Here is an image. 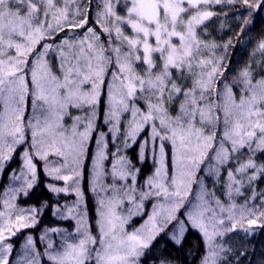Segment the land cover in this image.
Masks as SVG:
<instances>
[{"label": "snow or ice", "instance_id": "obj_1", "mask_svg": "<svg viewBox=\"0 0 264 264\" xmlns=\"http://www.w3.org/2000/svg\"><path fill=\"white\" fill-rule=\"evenodd\" d=\"M236 2L123 0L121 14V0H100L95 14L97 30L88 26L91 0L83 9L79 7L80 0H0V171L31 134V144L21 155L20 175L13 176L15 180L22 179L26 188L22 185L9 189L5 195H10V199L3 200L5 209L16 207V193L27 195L33 187L36 158L46 162L48 175L65 183L64 188L49 186L51 191L67 192L74 186L76 206L83 202L81 169L88 141L96 129L97 107L102 102L104 122L112 139L117 141L123 135L125 150L137 142L146 126L151 127L149 138L140 144L138 152L140 163H145L151 141L155 168L145 181L146 191L138 192L140 169L127 156L120 155L119 146L111 154L113 183L104 186L103 162L108 158V145L103 131L96 137L91 184L93 192L104 193L97 208L99 234L93 235L88 229L86 209L74 213L69 208V215L77 218L79 238L66 239L59 251H46L52 264H141L157 236L173 222L179 236L173 232L171 239L177 245L190 224L208 244V255L202 264H218L224 249L215 245L216 238L235 231L237 223L245 219L249 225L245 231L258 223L259 217L251 209H242L237 221L235 204L225 208L215 199L213 206L209 197L214 193L208 191L205 178L199 175L206 171L207 175L219 177L220 168L241 149L264 154V74L245 65L232 84L219 88L225 57H216L218 46L198 35V30L216 15L210 6ZM241 2L250 10L249 16L264 8V0ZM249 23L250 19L244 20L245 25ZM66 30H81L83 35L61 38ZM230 44L231 41L224 45L225 52ZM52 52L56 53V67L48 59ZM206 52L211 55L206 57ZM256 52L264 57V39L258 42L253 56ZM256 63L264 73V59ZM234 86L240 88L239 97ZM29 98L33 114L25 123ZM71 109L81 110L84 115L72 116V125L67 128L64 120L71 116ZM169 145L170 168L166 164ZM50 154L61 157L64 163L50 167ZM248 169H255L248 176L249 181L256 180L257 173H264V165L258 167L251 156L235 172L229 170V198L233 186L242 184L236 174H245ZM129 179L130 184L117 183ZM234 190L240 192L239 187ZM149 198L157 201L151 214L139 228L127 231L125 225L143 210V202ZM125 201L130 207L127 215H122L120 208ZM217 208L220 214L228 213L230 228L221 227L225 221ZM181 209L186 220L178 217ZM28 211L33 214L31 217L23 209L19 214L0 211V264H10V237L35 225L37 210ZM259 216H264V212ZM24 247L34 251L31 236ZM53 247L48 244V249ZM38 256L37 253L32 259L22 260L24 264H40Z\"/></svg>", "mask_w": 264, "mask_h": 264}, {"label": "trees", "instance_id": "obj_2", "mask_svg": "<svg viewBox=\"0 0 264 264\" xmlns=\"http://www.w3.org/2000/svg\"><path fill=\"white\" fill-rule=\"evenodd\" d=\"M88 3L89 0H80L79 7L82 6L84 8ZM97 4H99L98 0H91L90 21L95 17ZM220 10H222V12H220ZM213 12H215L216 15L198 30V35L202 40L218 45L215 50L216 57L222 56L220 54H225L223 61L225 65V68L223 69L224 74L222 77L218 78L217 86L222 89L225 83H229L230 79L239 75L245 65H252L255 73L264 74L261 73L260 66L256 63L257 61L264 59V57H262L259 52H256L255 56H253V52L257 48L258 42L264 39V8L252 11L251 16H249L250 10L248 7L244 5L241 0H237L236 3L231 5L227 3L219 4V9H215ZM245 19H250L251 23L245 25ZM214 24L216 26L215 30L212 27ZM93 26H95V23H93ZM82 33L81 30H76L75 32L66 30L62 35L75 37L77 34L81 35ZM229 41H231V44L225 52L224 45L228 44ZM219 42L221 45L217 44ZM210 55L211 53L206 52V57ZM55 64H57V62ZM259 74L256 75V79L260 78ZM103 99L106 100V95ZM30 101L31 98L28 99L27 103L25 123H27L30 114ZM178 103L179 101H177V105ZM104 111L105 104L102 102L97 107L96 129L93 136L88 141V151L84 158L83 168L81 169L82 175L79 186L83 192L84 200L78 207L76 206L77 197L73 190L74 186L70 187L67 192L51 191L49 186L64 188V181L57 180L54 176L48 175L45 172L46 162L44 160L39 158L34 160L37 167L36 180L33 187L27 190V195L22 191L15 194L16 199L14 203L16 207L14 214H19L20 210L23 209L25 210V214H28L31 217L33 214L28 210L36 209L37 211L34 213L36 223L33 227L23 229L15 236L10 237L8 242L13 245V250L9 254L10 264H16L21 253H24L27 258L31 257V259L38 253L40 264H52L48 259V256L45 254L46 251L54 252L61 250L63 240L68 239L69 232L77 228V218H74V215L66 216L69 214V208H73L74 213L77 211L82 212L86 209L87 227L93 235H98V200L104 195V193H99L98 195L92 191L91 179L93 156L95 155L93 148L95 147L96 137L101 131H105L102 130V127L107 126L102 122V119H104ZM174 111L175 110H173V112ZM74 115L82 116L84 115V112L77 109H71V117ZM126 119H128L127 115L124 117V120ZM70 120L65 118L64 122ZM124 126L125 124L123 123L121 132L124 131ZM106 131L104 133L106 134L105 141L108 145L106 149L108 158L103 162L106 173L102 178L104 186L109 187L113 183L111 172L114 158L111 154L116 152V150L113 151L115 145L122 144L123 155L127 156L135 167L140 169L137 173L136 181L138 192L140 190L146 191L145 181L153 174L155 168L152 160L151 141H149L148 156L145 163H140L138 152L140 144L143 143L145 139L149 138L151 127L146 126V129L138 136L137 142L131 148L126 150L123 148V135L120 136L119 140L113 141L111 133H109V131L106 133ZM30 144L31 134L29 132L27 143L23 146H18V150L14 153L13 158L8 162L5 169L0 171V211H4L2 204L3 200L10 199V195H5L9 192V189L19 188L22 185L26 188V184H24L23 180H15L13 179V176L20 175L22 167L21 155L25 148L29 147ZM244 150L245 149H241L239 153L233 155L231 159V161H233V167H236L242 160V157H245L242 156ZM263 155L264 154H259L260 157H258L261 158L264 165ZM52 158L54 157L50 154L48 160ZM261 161L260 163L262 164ZM58 162H62V160H58ZM171 162V148L168 146L166 164H170ZM206 164L203 168H205ZM202 172L203 171H201L199 175L202 174ZM117 183L130 184L131 180L129 179L122 182L117 181ZM263 184L264 178L258 182V185ZM215 186L216 185H213L212 188L211 185L206 184L207 189L212 188L208 190L210 193L214 191ZM256 189L258 190L257 186ZM241 197L245 198V195L242 194ZM251 199V204L249 205L256 209L254 213L259 217V214L264 209V191L256 194L254 198ZM260 201L262 203L258 204ZM156 202L155 198L146 199L143 202V210L132 219L130 225H127L126 230H132L135 225H138V219H143L148 216L149 213L152 212L153 204ZM55 207H57V210L59 211L58 216L55 215L57 214L56 211L54 214V211L52 210ZM63 209L64 211L61 214L60 211ZM183 211L184 209H181L178 213L179 218L183 214ZM52 229H57V231L53 232L51 231ZM246 229L249 228H236L235 231L226 232L221 237L220 241L215 243V245H220L224 249L218 258V264H264V218L263 220L259 218L257 225L250 229L249 234L245 231ZM173 232L179 236L176 222L169 224L165 231L157 236L152 247L147 252V255L141 258V264H202L204 257L208 253V249L199 230L193 229L189 224L179 245L171 239ZM29 236L33 239L34 251L31 249L26 250L23 246L26 244L27 237ZM41 237H45V239H41ZM49 243L53 244V249H48Z\"/></svg>", "mask_w": 264, "mask_h": 264}, {"label": "rangeland", "instance_id": "obj_3", "mask_svg": "<svg viewBox=\"0 0 264 264\" xmlns=\"http://www.w3.org/2000/svg\"><path fill=\"white\" fill-rule=\"evenodd\" d=\"M98 2L100 3V0H98ZM222 4H225V3H222ZM75 7H76V5H73L72 6V10L73 11L75 10ZM80 8L83 9L82 6H80ZM215 9H219V4L218 5H212V6H210V10L215 11ZM98 10L99 9L97 8L95 11L97 12ZM120 10H121V14H123V0H121ZM220 12H222V10H220ZM93 23H95V17L92 18V20L89 22V25L88 26H93ZM217 23H215V24H217ZM215 24H214V26H212L214 30L216 28ZM95 26L97 27V30H99V26L98 25H95ZM81 35H83V33ZM63 36L64 35L61 34V38H63ZM105 39H107V38L105 37ZM217 44H220L221 45L220 42L217 43ZM228 52H229V50H228ZM220 55L225 56L224 53L223 54H220ZM48 59L50 60V62L53 64L54 67L57 66V64H55L57 62V60H56V53L55 52L50 53ZM29 80H30V77H29ZM232 83H233V78L230 79V81H229V84H232ZM233 91L237 95V97H239V93H240L239 86H234ZM30 103H31V101L29 102V106H30V108H29V111H30L29 117L32 116V114H33L32 113V106H31ZM74 116H77V115H74ZM65 118H67L68 120H70L71 116H66ZM126 121H127V119L126 120H123V123L125 125H126ZM102 122L105 123L104 122V119H102ZM64 124H65V127L70 128L71 125H72V119L70 121H68V122H64ZM106 127H108V125ZM147 127H150V126H147ZM108 131H109V127H108V130L106 131V133ZM149 135H150V133H149ZM129 143H132V142L129 141ZM158 144H159V142H158ZM118 146L121 148L120 155H123L122 144L115 145V148L113 149V151L116 150ZM253 147H255V145H253ZM169 148H171L170 145H169ZM139 149H140V147H139ZM93 151L94 152L96 151V143H95V147L93 148ZM243 153L244 154L242 156H245V157L244 158L242 157V160L240 161L239 164L246 162L250 156L253 159L256 156V158L254 159L256 165L258 167L261 166V165H263V162L261 161V158H259L260 157L259 154H262L261 152L257 151V152H255L253 154L247 148H245V150H244ZM52 157H54V158L49 159L48 162H47V164L50 167H59L61 164L64 163V161H63V159L61 157H58V156H55V155H52ZM263 158H264V155H263ZM58 160H62V162H58ZM260 161L262 162V164L260 163ZM239 164L236 167H233L234 166L233 165V161H230L228 164L223 165L220 168V175H219V177L212 176V175H207L206 171H203L202 174H200V176H202V177L205 178V184L211 185L212 188H213V185H216L214 191L211 192V193H214V196L209 197V199H211L213 201V206H214L215 199H219L221 201V203L224 205L225 208H228L230 205L235 204L236 205V208H235L234 211H235V218H236L237 221H240V213H241V210L242 209H251L253 212L256 211L255 208H253L251 205H249V204H251V200H252L251 198H254V196L256 194H259L262 191H264V184L263 185H258V182L264 178L263 177L264 176V173H257V179L254 180V181H249L248 180V176H251L255 172V169H248L245 174H239V173L236 174V179L237 180H241L242 181V184L241 185H234L233 186L232 196H231V198H229V196L227 195V192H228L227 184L229 182L228 171L229 170H232L233 172H235V169L239 166ZM167 165L171 167V163L170 164H167ZM207 167H208V164H206V166H205L204 169L206 170ZM68 171H70V169L64 170V174H67ZM61 181H63V180H61ZM256 186L258 187V190L256 189ZM235 187H239L240 188V192L239 193H237L234 190ZM212 188H210V189H212ZM210 189H208V190H210ZM242 194L245 195V198H242L241 197ZM260 203H262V202L260 201L258 204H260ZM2 204H3V202H2ZM263 205H264V200H263ZM128 207H130V206L125 201V203L120 208V212H121L122 215H127V209H128ZM256 207H257V205H256ZM3 210L4 211H12L14 213L15 208L14 209H5L4 206H3ZM52 210L54 212L56 211L57 214H55V215L58 216L59 211L57 210V207L53 208ZM63 211H64V209L61 210L60 213L62 214ZM217 212H218L219 215H222V218L225 221L224 225L221 226V227H223V228H230L231 227V224H232V221H230L228 219V213L225 212L223 214H220L218 208H217ZM262 212H264V209H263ZM137 214H135V215H133L131 217V219L129 220L128 224L125 225V228L127 227V225H130L132 219H134ZM150 214H151V212L149 213V215ZM246 215H247V212H246ZM66 216H69V214H67ZM147 218H148V216H146L143 219H138V221H137V224L138 225H135L134 228L132 230H130L129 232L134 231L136 228H139L144 223V221L147 220ZM259 218L261 220H263L264 216H259ZM179 219L186 220V216L184 214V211H183V214L180 216ZM58 222H60V221H58ZM176 226H177V224H176ZM244 227H248L249 228V225L247 224V219H245L243 222H238L237 223V228L241 229V228H244ZM252 227H255V225H252L251 228ZM249 232H250V230L247 231L248 234H249ZM97 233L99 234V229L98 228H97ZM202 237H203V235H202ZM78 238L79 237H78V235L76 233V229H74L71 232H69V236H68V239L67 240L77 241ZM203 239H204V242H205L206 247L208 249V244L206 243L204 237H203ZM220 239H221V237H217L216 240L214 241V243H217L218 241H220ZM65 240L66 239L63 240V244H64V241ZM217 246H220V245H217ZM207 255H208V253H207ZM22 257L24 258V260L31 259V257H28L27 258L24 253H21V255L18 257L19 258L18 261H16V264H24V260H22Z\"/></svg>", "mask_w": 264, "mask_h": 264}, {"label": "bare ground", "instance_id": "obj_4", "mask_svg": "<svg viewBox=\"0 0 264 264\" xmlns=\"http://www.w3.org/2000/svg\"><path fill=\"white\" fill-rule=\"evenodd\" d=\"M102 130H108V127H103ZM207 256V255H206Z\"/></svg>", "mask_w": 264, "mask_h": 264}]
</instances>
